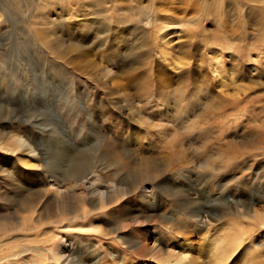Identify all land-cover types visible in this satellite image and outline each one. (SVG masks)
<instances>
[{
	"label": "rangeland",
	"instance_id": "374dc122",
	"mask_svg": "<svg viewBox=\"0 0 264 264\" xmlns=\"http://www.w3.org/2000/svg\"><path fill=\"white\" fill-rule=\"evenodd\" d=\"M132 104H153L179 128L191 124L196 140L184 141L176 156L177 146H148L132 123ZM263 124L264 0H0V259L26 237L15 212L25 191L11 175L38 172L29 184L49 190L55 217L49 198L90 197L97 181L70 175L100 161L98 182L121 189V198L94 213L95 231L50 228L45 245H55L58 264L69 252L81 264H172L187 242L205 264L201 237L221 242L228 231L227 246L235 225L240 245L228 247L224 263L248 244L264 255V227L254 217L264 214V153L189 181L204 138L216 157L217 148L256 139ZM44 161L67 183L42 171ZM145 163L156 171L146 175ZM95 189L92 196L105 195ZM73 232L85 236L74 247ZM84 238L89 244L79 245ZM154 239L162 241L153 246ZM97 254L104 263L92 262Z\"/></svg>",
	"mask_w": 264,
	"mask_h": 264
},
{
	"label": "bare ground",
	"instance_id": "6f19581e",
	"mask_svg": "<svg viewBox=\"0 0 264 264\" xmlns=\"http://www.w3.org/2000/svg\"><path fill=\"white\" fill-rule=\"evenodd\" d=\"M180 91L177 92V90H176V92H175V97L178 96V99H177L178 101L182 100V94H181L182 92H180ZM153 104H150V105H148V104L133 105L132 104L131 109H130V111H132V113H133L132 115L134 116L132 123L138 127V130L140 129V131H139L140 136L139 137H140L141 141H145L146 143L148 142V146H150V147L160 145L161 143H164V142L166 144L168 143L169 146L170 145L173 147L177 146L176 151H174V154H173L174 156H176L178 154V152L183 150L182 144L184 145V143H185L184 141H186V140L190 141V140H192V138H195V137H193V134H192V132L194 131L193 127L191 124H188V125L186 124L187 126L183 125L181 127L182 129L179 128L177 125V123H178L177 121L172 120V118L170 116H168L165 113V111L163 112L159 109H156V107ZM214 105L215 104H213V106ZM218 106H220L221 110L225 113V111H226L225 105H217V106H214L212 108L216 107L215 110H217ZM182 113H183V110L175 118L177 120H180V123H182V118H183ZM219 118L226 119V120L222 121L223 124L228 122L230 119V118L228 119L226 117V115H224V116L221 115ZM257 136L258 137H256V139L255 138L249 139V140L245 139L246 142H244V144H241V145L237 144L238 146H236L235 144L230 145V143L228 145L227 144L228 141L227 140L224 141V144L225 143L227 144V148L225 146L224 147L226 149L224 147L222 148L219 146L220 148H217L218 151L216 152V154H217L216 157H212V154H210V151L212 149H214V146L210 147V145L212 144L211 141H213V140H211V138H209L207 136L206 139L204 138V140H202L199 143V147L197 149L196 162H195V168L194 169L198 172H195L192 174V172L188 170V172L192 174V175H190L188 173L190 175V177L188 176L189 181L193 183V181L197 180V178L207 176L206 173H199L200 171L201 172L202 171H209V172L212 171V172L218 173L220 170H222L223 167H227L231 163H234L236 160L240 159L239 157H241V159H247L246 157L253 156V155L256 156L257 154L264 153V144H263L264 143V132L261 134L259 133ZM195 140H196V138H195ZM236 142H238V141H236ZM1 143H2V141L0 139V144ZM3 145L5 146V144H3ZM192 145H194V144H192ZM9 146H12V148L17 149V144H15V143L11 144ZM194 148H195V146H194ZM170 152H172V150ZM221 155H223V157H221ZM170 156H171V160H172V154ZM100 164H101V161H100ZM100 164H99V166L97 165L98 167H94L92 165V167H89V168L81 170V171H76L72 175H70L71 179L76 181L79 178L81 179V176L82 177L84 175L87 176V173H88L89 175H91V180L97 181L95 187L93 186L94 183L90 184L91 187L93 186L89 190V192H91L90 197L87 198V197H82L81 195L78 196L75 194L74 191H72L71 193L69 192L66 194L65 193L64 194L63 193L62 194L57 193L56 196H52L53 198H49V200L52 199V201H53L54 210L56 209L55 210L56 219H54L55 217H53V215L51 213L52 210L50 208H48L49 205L46 204V201L48 199V191L49 190L46 188L38 187L35 184H29V181L33 176H39L40 177V175H36L38 172H36V171L35 172H33V171H31V172L22 171L21 172V170H22L21 169L19 172H17V175H15V176L11 175V177L13 179L12 180L13 183L16 184L20 189L24 190L25 195H26V196L24 195V197H19L20 199L17 198L18 199L17 204L15 203V206L17 208V210L15 209L16 210L15 212L21 214L19 216V218H20L19 220H21V222L19 223L18 231L26 234L25 235L26 237L23 238L21 236L25 242V244L22 245L21 249H19L18 251H15V252H11L8 256L2 257V260H4L2 262V264H10V263L11 264H58V262L60 260V255L58 254V251L55 248V245H51V246L45 245V244L49 243L51 238H54L51 235V233L49 232L51 227H53L54 229H60L61 227L65 226V225L67 227H71L73 225L74 226L73 228L77 229L78 232H82L83 228H86L85 231L86 230L87 231H95L96 227H94V225L92 224V222H93L92 219L94 217L93 216L94 213H96L98 211H104V208L106 207L107 204L118 201L121 198V195L119 196V195H117V193L118 192L121 193V191H122L121 189L119 191H118V189H116L113 192H108L107 191V189H109L108 186L104 185V183L102 184V182L101 183L98 182L97 179H99L101 177L98 172L104 170L103 169L104 167L102 168L100 166ZM42 165H43V167H41L42 171L50 173L55 178V179H53L54 182L62 183V184L67 183L60 176L56 175L54 171H52L50 169V167L46 161H44V163ZM196 165H197V167H196ZM144 166H145V170H146V172H145L146 175H148L150 171H156V169H154L153 166L148 164V163H145ZM165 168H167V167H165ZM247 169H251L250 166L249 167L247 166ZM165 171H167V170H165ZM145 174H143V176ZM70 187H72V189H74L73 184ZM95 188L105 189L106 190L105 195L104 194L100 195V197H98V198L92 196V194L96 190ZM100 193L102 194L104 192L100 191ZM229 197H232V199L235 200L236 204H239L242 202L241 201L242 196H240V195L229 194ZM74 198H75V200H74V202H72L71 199H74ZM110 208H111V206H110ZM189 215H191V214H189ZM254 217L259 221V224L264 227V214H262V212H260V213L255 212ZM16 218L18 219V216H16ZM235 226H236L237 230L231 236L232 242L230 241L227 246L224 244V240L226 239V235L229 234L228 231L225 233H222L223 237L221 238V240L223 242L222 241L217 242V241H215L216 239L214 241H212L209 238V237H211V235L205 236L207 233L204 235L205 237H201L204 241V246H202L200 244L202 246L201 253H202V256H207V258H208L207 262L204 260L206 262V263L204 262L205 264H223L225 261L224 258H226V257H224V255H225L224 253H227V251H230V249L228 250V247L235 246V247H233V251H235L234 249H236L240 245L238 240H239L240 236L242 235V231L237 225H235ZM229 228H230V226H229ZM74 234L76 235V237L72 238V240H71L73 247H74V245H76L78 243V241L81 239V237H85L82 234H78V233H74ZM121 239H123V242H125V243L131 242V241L134 242V240L129 236H127V237L121 236ZM161 241L159 239L155 240L153 243V246H155L154 244L160 243ZM39 242H41L44 246L43 245H35V246L30 245L31 243L37 244ZM208 242H212L211 244H209L211 246L207 245ZM82 243H85L86 245L89 244V242L87 240L84 242H81V244H79V245H82ZM191 245L192 244L190 242L184 243L183 247H182V253L178 257L173 258L174 263H172V264H197V263L199 264L198 259H196V258L193 259V257L190 255V254H192L190 251ZM207 247H209L210 249L208 251L207 250L205 251V248H207ZM224 247H226V248H224ZM219 250L221 251L220 253L218 252ZM72 254H73L72 252L71 253L69 252L68 260L67 259H66V261L64 260L65 263L64 262L63 263L64 264H81V260L72 261V258H73ZM98 255L99 254H97V256L92 259V262L96 263V262L103 261L102 263H104L105 261L103 259H101ZM198 258H199V256H198ZM228 258L229 257H227V259ZM232 259L233 260H232L231 264H264V255L262 254V252L252 249L249 246V244L247 245V247L243 248L239 257L232 258Z\"/></svg>",
	"mask_w": 264,
	"mask_h": 264
}]
</instances>
